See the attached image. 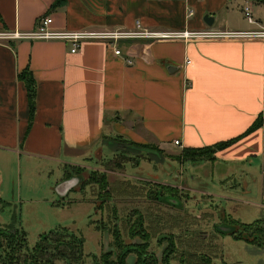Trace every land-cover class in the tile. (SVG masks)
<instances>
[{
	"label": "crops",
	"instance_id": "obj_1",
	"mask_svg": "<svg viewBox=\"0 0 264 264\" xmlns=\"http://www.w3.org/2000/svg\"><path fill=\"white\" fill-rule=\"evenodd\" d=\"M58 1L0 0V33L33 32L45 16L56 32L131 31L138 22L159 32L264 28V0ZM245 6L255 24L245 18ZM116 46L123 56L97 41L76 53L63 41H0L1 184L14 168L26 186L27 174L36 172L52 199L63 200V210L82 204L71 197L90 188L105 195L95 200L96 211L114 213L110 205L122 195L109 186L113 173L105 166H138L135 156L114 147L125 142L207 152L212 158L201 162L213 169L208 196L238 198L264 211V42L137 40ZM26 74L35 81L33 113ZM93 175L104 184L91 181ZM24 202L33 200L28 195Z\"/></svg>",
	"mask_w": 264,
	"mask_h": 264
},
{
	"label": "rangeland",
	"instance_id": "obj_2",
	"mask_svg": "<svg viewBox=\"0 0 264 264\" xmlns=\"http://www.w3.org/2000/svg\"><path fill=\"white\" fill-rule=\"evenodd\" d=\"M114 147L125 151L127 156H135L138 165H128L125 170L105 166L113 173L109 186L122 195L116 199V205H110L116 207L117 216L96 211L95 200H103L105 195L101 193L99 198L100 192L94 194L95 189L72 196L84 199L83 203L63 210L64 203L60 202L63 200L52 199L36 172L27 174L28 186L24 179L20 183L16 168L8 181L0 182V227L5 228L0 232L2 262L7 251H12L11 246L31 253L41 235L67 228L84 238L85 264L99 262L102 252L111 250L117 254L119 249L115 246L139 244L138 231L147 235L148 252L156 255L159 264H167L166 259L171 264H264V211L243 204L238 198L208 196L213 191V169L201 161L211 159V154L189 153L197 163H182L186 160L179 150L165 152L153 145L135 147L125 142H116ZM98 164L94 160L92 167ZM118 172L132 179L122 180L116 175ZM24 175L23 172V178ZM28 195L33 202H24ZM240 224L251 226L244 230ZM100 225L101 230L97 229ZM19 229L27 234L25 246L18 244ZM233 234L243 239H236ZM167 238L170 240H164ZM94 255L97 257L93 260ZM135 260L132 256L127 258L129 264ZM56 264L68 262L61 260Z\"/></svg>",
	"mask_w": 264,
	"mask_h": 264
},
{
	"label": "trees",
	"instance_id": "obj_3",
	"mask_svg": "<svg viewBox=\"0 0 264 264\" xmlns=\"http://www.w3.org/2000/svg\"><path fill=\"white\" fill-rule=\"evenodd\" d=\"M66 0H59L58 5L65 4ZM23 81H26L28 90H29V98H30V109L31 113L34 112V98H35V81L32 76H28V74L22 76ZM261 124V123H260ZM132 146V145H131ZM137 147V146H136ZM198 151H183L182 156L185 157L186 161H193V155L189 153H197ZM95 178V183L104 184L103 179H97L96 176H92L89 179ZM101 206V205H100ZM102 207V206H101ZM114 214L117 213L114 212ZM103 224V222L101 223ZM101 225L97 227V229L101 230ZM244 230L249 229L248 226H242ZM5 229V228H4ZM0 227L1 230H4ZM19 236L21 241L18 243L21 246L27 245V234L24 230L19 229ZM140 243L136 245H131L128 247L117 248L115 249L117 254H114L111 250L108 252H102L101 258H99V262L96 260L94 264H129L127 258L134 257L136 259L133 264H159V260L157 259L154 253L148 252L150 248L149 240L147 239V235L143 231H138L137 235ZM237 239H243L242 236H238V234H233ZM137 237V236H135ZM119 233L116 235V241H119ZM172 238V237H171ZM247 239V238H246ZM170 240V238L164 239ZM248 240V239H247ZM161 241V240H160ZM163 242V241H162ZM169 242V241H167ZM84 245L85 240L83 237L78 236L76 233L71 232L67 228L55 229L50 231L49 233H44L40 236L39 241L35 248H33L31 253L23 252L22 247H16V250L19 251L16 253L15 247L11 246V252L7 251V258L4 262L0 260V264H56L58 261L64 260L68 262V264H85V254H84ZM173 246V244L171 245ZM21 251V252H20ZM174 252V250H173ZM169 257L171 254L168 255ZM97 256H93V260ZM171 258V257H170ZM138 259V260H137ZM167 264L170 263V260L166 259ZM166 264V263H165ZM171 264V263H170Z\"/></svg>",
	"mask_w": 264,
	"mask_h": 264
},
{
	"label": "built area",
	"instance_id": "obj_4",
	"mask_svg": "<svg viewBox=\"0 0 264 264\" xmlns=\"http://www.w3.org/2000/svg\"><path fill=\"white\" fill-rule=\"evenodd\" d=\"M244 16L250 24H255L251 8L244 7ZM53 20L49 16L41 18L37 23V28L33 32H5L0 33V41L9 40H30V41H63L72 45L71 52L76 53L80 47L89 41L105 42L112 46L115 56H123L122 51L117 48V43L121 41H137L152 40L156 42L184 40V41H200V40H237V41H260L264 42V28L253 31H237V32H214V31H184V32H159L146 28L138 22L135 30L115 32H56L51 30ZM125 61L132 65V60L126 58ZM176 146L180 145L179 141L175 142Z\"/></svg>",
	"mask_w": 264,
	"mask_h": 264
},
{
	"label": "water",
	"instance_id": "obj_5",
	"mask_svg": "<svg viewBox=\"0 0 264 264\" xmlns=\"http://www.w3.org/2000/svg\"><path fill=\"white\" fill-rule=\"evenodd\" d=\"M211 18L209 17V16H206V18H205V22L207 23V24H210L211 23ZM149 152H153V151H150V150H148Z\"/></svg>",
	"mask_w": 264,
	"mask_h": 264
}]
</instances>
